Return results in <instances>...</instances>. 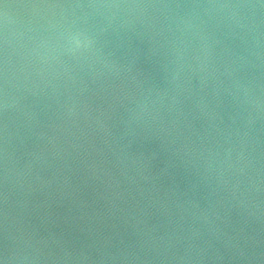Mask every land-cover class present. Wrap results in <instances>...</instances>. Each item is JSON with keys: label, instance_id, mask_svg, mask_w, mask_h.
Here are the masks:
<instances>
[{"label": "water", "instance_id": "obj_1", "mask_svg": "<svg viewBox=\"0 0 264 264\" xmlns=\"http://www.w3.org/2000/svg\"><path fill=\"white\" fill-rule=\"evenodd\" d=\"M98 2L157 7L111 24L115 10L29 7ZM259 2L0 0L15 102L9 209L0 131V261L9 210L15 246L35 257L18 264H264V12L242 36L226 9L159 7ZM62 16L103 55L30 57Z\"/></svg>", "mask_w": 264, "mask_h": 264}, {"label": "clouds", "instance_id": "obj_2", "mask_svg": "<svg viewBox=\"0 0 264 264\" xmlns=\"http://www.w3.org/2000/svg\"><path fill=\"white\" fill-rule=\"evenodd\" d=\"M29 7L34 9L39 8H51V9H64V8H89L98 14L103 15L102 10H115L109 19V23L119 19V14L123 10L124 13L133 9H147L150 7H157V5H145V4H122V3H89V4H49L41 5L34 4ZM159 7H175L177 9H204L207 14L208 9H220L228 10V14L221 17V21L225 23L232 31L245 36L251 34L256 28L259 27L260 20L256 16L258 12H264V0H260L259 3H220V4H188V5H163ZM79 18L69 20L67 17H63L61 20L55 22L49 21L47 30L55 33L54 36L42 37L39 39L36 46L29 53L30 57H35L42 65L49 64L50 61H56L62 63L63 57L79 61L81 59H88L89 57H96L103 55L102 49L99 44V37L95 32L89 31L84 27H77ZM12 23L9 9L4 14V28L5 36L3 41V59L0 61V113L3 114V176L5 185V202L9 209V182L12 176L10 169V156L8 151V114L15 108L14 99L10 93L11 76H10V60L8 53V29ZM180 23L185 24L188 28H196L193 24L192 17L189 16L187 20H182ZM206 21L201 20L200 24H206ZM31 31V29H29ZM248 89H244L245 95L248 94ZM243 159V154L240 156ZM251 162V161H249ZM10 214L7 210L5 214V222L3 227V245L5 259L0 261V264H7L9 258L15 260L18 264L20 261L35 260L34 256L22 255L21 251L15 246L16 237L13 236L10 231ZM33 248L31 238L25 240V249ZM33 250H35L33 248ZM65 260L72 258V254L65 250L63 257Z\"/></svg>", "mask_w": 264, "mask_h": 264}]
</instances>
